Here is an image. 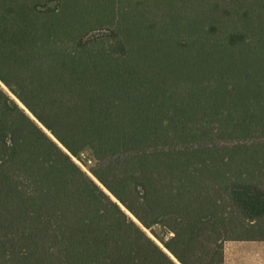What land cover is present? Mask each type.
I'll return each instance as SVG.
<instances>
[{
  "label": "trees",
  "instance_id": "16d2710c",
  "mask_svg": "<svg viewBox=\"0 0 264 264\" xmlns=\"http://www.w3.org/2000/svg\"><path fill=\"white\" fill-rule=\"evenodd\" d=\"M15 4L0 264H224L264 240V0H152L133 38Z\"/></svg>",
  "mask_w": 264,
  "mask_h": 264
},
{
  "label": "rangeland",
  "instance_id": "374dc122",
  "mask_svg": "<svg viewBox=\"0 0 264 264\" xmlns=\"http://www.w3.org/2000/svg\"><path fill=\"white\" fill-rule=\"evenodd\" d=\"M3 0H0V2ZM17 3L19 6L28 4L37 10L45 11L48 8H57L59 12H66L68 17L83 24V33H103L117 35L121 38H133L139 35L137 27L144 25V20L150 24L157 11L151 5L152 0H4ZM3 4V3H2ZM16 5V4H15ZM6 6H9L7 3ZM12 7V6H11ZM14 8V6H13ZM146 9V10H144ZM144 11V12H142ZM142 12V13H141ZM0 87L9 92L7 87L0 83ZM10 93V92H9ZM11 94V93H10ZM12 95V94H11ZM13 96V95H12ZM14 97V96H13ZM78 163L98 183H100L89 171V168ZM114 198V197H113ZM115 199V198H114ZM134 218V216L129 212ZM135 219V218H134ZM153 237V234L148 231ZM155 240L164 248L163 244ZM167 251V249L165 248ZM168 252V251H167ZM170 254V253H169ZM224 264H264V240L263 241H236L225 242Z\"/></svg>",
  "mask_w": 264,
  "mask_h": 264
},
{
  "label": "water",
  "instance_id": "95a60500",
  "mask_svg": "<svg viewBox=\"0 0 264 264\" xmlns=\"http://www.w3.org/2000/svg\"><path fill=\"white\" fill-rule=\"evenodd\" d=\"M4 86H5V84H4ZM6 87V86H5ZM12 94V93H11ZM13 95V94H12ZM14 96V95H13ZM15 97V96H14ZM17 99V98H16ZM18 100V99H17ZM19 101V100H18ZM20 102V101H19ZM21 103V102H20ZM22 104V103H21ZM23 105V104H22ZM23 107H25L24 105H23ZM114 197V196H113ZM116 199V198H115ZM135 218V217H134ZM136 219V218H135ZM168 251V250H167ZM170 253V252H169ZM171 254V253H170ZM172 255V254H171ZM173 256V255H172ZM174 257V256H173Z\"/></svg>",
  "mask_w": 264,
  "mask_h": 264
},
{
  "label": "crops",
  "instance_id": "0c3cea01",
  "mask_svg": "<svg viewBox=\"0 0 264 264\" xmlns=\"http://www.w3.org/2000/svg\"><path fill=\"white\" fill-rule=\"evenodd\" d=\"M236 241H240V240H236ZM241 241H248V240H241ZM254 241H257V240H254Z\"/></svg>",
  "mask_w": 264,
  "mask_h": 264
}]
</instances>
